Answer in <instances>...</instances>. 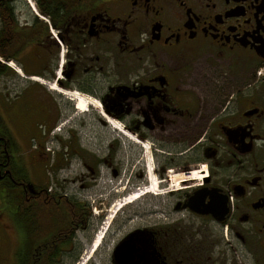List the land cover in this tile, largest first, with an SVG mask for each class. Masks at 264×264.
<instances>
[{"label":"flooded vegetation","instance_id":"1","mask_svg":"<svg viewBox=\"0 0 264 264\" xmlns=\"http://www.w3.org/2000/svg\"><path fill=\"white\" fill-rule=\"evenodd\" d=\"M1 29L29 85L5 111L23 165L0 134V262L64 264L90 219L65 206L96 185L98 220L128 210L108 264H264V0H0ZM52 91L118 125L102 154Z\"/></svg>","mask_w":264,"mask_h":264},{"label":"rangeland","instance_id":"2","mask_svg":"<svg viewBox=\"0 0 264 264\" xmlns=\"http://www.w3.org/2000/svg\"><path fill=\"white\" fill-rule=\"evenodd\" d=\"M13 61L12 64H10L11 66H15V67L16 65L19 66V64L16 61L14 62ZM10 70L11 71H8L7 74L3 75L0 78V115L3 119L5 126L8 128L10 135H12L14 139H16L15 140L16 152L13 154L14 158L16 162H19L21 165H23V161H24L23 159H25L26 156L25 155L26 137L22 135L20 136V134H18V131L20 130V125L11 122V120H8L7 119L8 116L5 111L7 110L6 108L7 106L16 107L20 103V101L23 99L24 91L27 85H29V83L26 77L19 75L12 68ZM48 85L51 86L53 90L59 91V87L57 86L56 83L49 82ZM52 94L58 99L60 108L63 110L64 113H66L65 118H69V116L72 117L68 125H72L73 126L72 128H75V130L78 132L80 142L83 144L84 148H87L88 150L95 149L99 154H102V152H104L105 145L107 143V140L109 139L110 134L118 132L117 131L118 125H113L112 123L111 124L109 123L107 125H101L97 121V119L94 118L90 113L91 105L89 103L90 102L89 98H85L83 96H80V94H77L79 95L78 98L83 97L87 100V102L76 98L77 109L74 108L68 109L67 107L70 101L69 99L61 95L59 96V94L55 91H52ZM126 143L129 145L130 147L129 150L133 154L137 151L143 153V151L140 150V148L143 149L144 145H140L138 141L128 138L126 140ZM146 147L148 149V145ZM147 156L148 155H146V157ZM146 157L143 155V161L146 159ZM149 183H150V179H149ZM146 185H149L148 182L146 183ZM99 186L103 187L104 185L100 184ZM135 191L137 190H131L128 192L127 195L130 196ZM106 192L107 189L99 188L96 185H94L91 188H87L84 191V195H85L84 198H87L86 200H88L89 203H92L93 200L94 202H96L99 199L98 198L99 196L101 198L107 197L108 194H106ZM143 196L153 198L155 195H153V192H149V193L147 192L146 194L141 195L140 197ZM139 198L128 203V205L126 206H128L129 209L136 208L135 206ZM112 203L113 201H111L110 204L105 205L104 215H101V218L99 220L98 217H93L92 219H89L86 228L77 231L75 237L76 246H74V248H71L70 250L64 253V262H65L64 264H108L109 252L113 242L119 237L122 231L129 225L124 221H122V225H121L120 223H121L122 215L116 216L117 214L122 213L124 207L122 206L117 211H115V213L114 212L112 213V210L116 209L117 206L115 205L113 207L114 204ZM92 204L95 205V203ZM97 207H103V206L100 205ZM93 210L94 209L91 207L92 214L94 213ZM126 211L128 210L125 209L123 212L126 213ZM98 212H100L99 209ZM103 232L104 235L101 237V234ZM99 240L101 241L99 242ZM96 244L98 246L92 249V247L95 246ZM0 251L5 252V249L3 248L1 243H0ZM0 264H4V263L0 262Z\"/></svg>","mask_w":264,"mask_h":264},{"label":"trees","instance_id":"3","mask_svg":"<svg viewBox=\"0 0 264 264\" xmlns=\"http://www.w3.org/2000/svg\"><path fill=\"white\" fill-rule=\"evenodd\" d=\"M8 36L12 37L10 35L9 29H1L0 30V57L3 59H14V57L17 55L19 50L22 48V44L18 42L17 39H14L13 41H10ZM12 40V39H11ZM10 67L6 64L3 63L0 60V78L7 74L8 71H10ZM0 134L2 135L3 139L6 141L10 140L8 128L5 126L3 120L0 117ZM85 208H83L82 203L75 204L74 208L66 207L64 209V217L63 219L66 221L70 215H75L78 214V220L79 225L82 224V221L85 219H88L89 216L91 215L90 209H87L85 211Z\"/></svg>","mask_w":264,"mask_h":264},{"label":"bare ground","instance_id":"4","mask_svg":"<svg viewBox=\"0 0 264 264\" xmlns=\"http://www.w3.org/2000/svg\"><path fill=\"white\" fill-rule=\"evenodd\" d=\"M8 63L9 64H12V61H8ZM17 70H18V72L20 73L21 72V70L19 69V68H17ZM36 78H38V81H40V79H43V78H39V77H36ZM44 80V79H43ZM43 82V81H42ZM45 83V82H44ZM49 82L47 81V83L46 84H48ZM49 86V85H48ZM50 88H51V86H49ZM52 89V88H51ZM76 106H77V103H76ZM76 109H77V107H76Z\"/></svg>","mask_w":264,"mask_h":264}]
</instances>
